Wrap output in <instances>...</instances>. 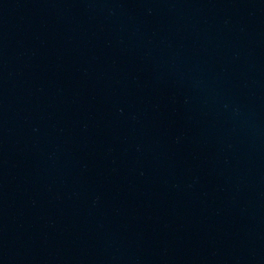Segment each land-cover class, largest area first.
Wrapping results in <instances>:
<instances>
[{
  "label": "water",
  "instance_id": "1",
  "mask_svg": "<svg viewBox=\"0 0 264 264\" xmlns=\"http://www.w3.org/2000/svg\"><path fill=\"white\" fill-rule=\"evenodd\" d=\"M0 264H264V0H0Z\"/></svg>",
  "mask_w": 264,
  "mask_h": 264
}]
</instances>
